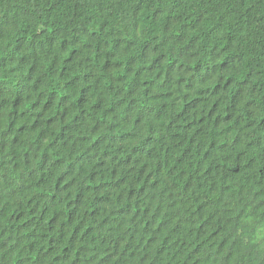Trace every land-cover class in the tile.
<instances>
[{
    "label": "trees",
    "instance_id": "16d2710c",
    "mask_svg": "<svg viewBox=\"0 0 264 264\" xmlns=\"http://www.w3.org/2000/svg\"><path fill=\"white\" fill-rule=\"evenodd\" d=\"M0 264H264V0H0Z\"/></svg>",
    "mask_w": 264,
    "mask_h": 264
}]
</instances>
